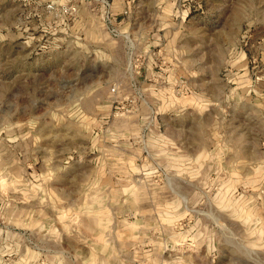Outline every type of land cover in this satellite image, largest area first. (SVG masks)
<instances>
[{
  "label": "rangeland",
  "instance_id": "rangeland-1",
  "mask_svg": "<svg viewBox=\"0 0 264 264\" xmlns=\"http://www.w3.org/2000/svg\"><path fill=\"white\" fill-rule=\"evenodd\" d=\"M106 1L0 0V264H264V0Z\"/></svg>",
  "mask_w": 264,
  "mask_h": 264
},
{
  "label": "built area",
  "instance_id": "built-area-1",
  "mask_svg": "<svg viewBox=\"0 0 264 264\" xmlns=\"http://www.w3.org/2000/svg\"><path fill=\"white\" fill-rule=\"evenodd\" d=\"M102 2L105 3L104 5L108 4V1H106V0H102ZM53 5L54 4L48 3L46 8H48V9H55Z\"/></svg>",
  "mask_w": 264,
  "mask_h": 264
}]
</instances>
